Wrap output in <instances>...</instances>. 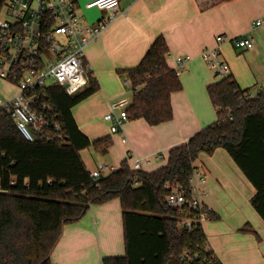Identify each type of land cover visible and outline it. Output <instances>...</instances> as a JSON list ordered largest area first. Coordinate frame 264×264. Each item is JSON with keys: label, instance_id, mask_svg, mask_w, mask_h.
Listing matches in <instances>:
<instances>
[{"label": "trees", "instance_id": "trees-1", "mask_svg": "<svg viewBox=\"0 0 264 264\" xmlns=\"http://www.w3.org/2000/svg\"><path fill=\"white\" fill-rule=\"evenodd\" d=\"M6 1L0 0V12ZM168 56L166 38L160 34L141 61L125 69L132 87L129 119L156 125L173 118L171 94L182 83ZM97 89L92 76L85 89L71 95L59 85L48 89L67 132L65 142L29 141L0 111V264H54L51 252L63 226L81 219L91 205L115 198L123 209L126 252L104 257L102 263L181 264L182 249L202 247L206 234L178 228L164 184L179 177L188 186L199 154L219 147L255 188L250 201L264 220V92L245 98L250 87L241 88L232 74L219 78L207 86L217 119L170 149L165 165L148 172L123 161L114 172L94 180L80 151L93 146L105 153L112 139L91 140L79 129L71 108ZM213 264L222 263L217 258Z\"/></svg>", "mask_w": 264, "mask_h": 264}, {"label": "crops", "instance_id": "crops-1", "mask_svg": "<svg viewBox=\"0 0 264 264\" xmlns=\"http://www.w3.org/2000/svg\"><path fill=\"white\" fill-rule=\"evenodd\" d=\"M241 2L126 0L122 4L120 1L122 14L86 47L85 62L98 89L71 108L79 129L91 140L107 135L112 139L105 153L93 146L80 151L89 170L101 163L108 164L107 161L117 167L123 161L130 164L132 157L137 156L149 160L143 170L154 171L166 164L170 149L186 143L217 119L207 86L219 78L201 57L205 48L220 45L228 73L237 82V78L242 82L241 70L234 66L237 61L246 65L245 83L264 79L260 78L264 64L258 61V54L264 49V29L251 28L252 19L245 20L241 15ZM257 6L254 19L264 15V0L258 1ZM245 33L253 37L251 49L217 41L219 35L233 38ZM160 34L165 36L169 47V66H174L176 56L191 57L179 75L182 89L171 94L173 118L156 125L143 118L129 119L119 133H111L104 114L109 112L111 101L122 96L119 85L124 78L128 79L125 69L135 67ZM3 82L7 91L2 93L12 95L15 88ZM94 154H102L105 160L98 161L92 169L87 160ZM195 165L207 173L204 200L213 217L205 223L204 231L219 261L264 264V220L253 206L252 209L246 206L247 197L251 199L255 193L253 185L222 147L211 154L201 152ZM125 252L123 209L120 199L115 198L91 205L81 219L65 224L51 260L54 264H103L104 257L125 255Z\"/></svg>", "mask_w": 264, "mask_h": 264}, {"label": "built area", "instance_id": "built-area-1", "mask_svg": "<svg viewBox=\"0 0 264 264\" xmlns=\"http://www.w3.org/2000/svg\"><path fill=\"white\" fill-rule=\"evenodd\" d=\"M119 4L120 0H89L86 8L96 7L102 15L87 24L78 11V0L6 1L2 8L6 16L0 17V79L10 83L15 90L10 96L0 91V111L15 121L27 140L66 141L67 132L60 111L49 99L48 89L59 85L71 95L89 85L91 74L85 62L86 47L122 14ZM250 26L264 29V15L254 19ZM217 41L230 42L238 48L254 47L253 37L248 33L233 38L219 35ZM201 57L215 67L213 70L218 78L229 74L219 44L205 48ZM190 60L188 55L174 57L175 73H183ZM260 92H264V83L256 90L247 91L245 98H255ZM130 103L131 96L127 95L111 101L109 112L104 114L111 133H119L129 120L127 108ZM148 162V159L133 156L128 165L143 170ZM118 168L101 163L90 170V176L98 180ZM206 182L207 173L197 166L188 186L179 177L165 182L166 202L175 211L180 230L204 231L205 223L212 218L213 211L204 200ZM178 260L181 264H213L217 256L206 236L202 247L183 248Z\"/></svg>", "mask_w": 264, "mask_h": 264}, {"label": "rangeland", "instance_id": "rangeland-1", "mask_svg": "<svg viewBox=\"0 0 264 264\" xmlns=\"http://www.w3.org/2000/svg\"><path fill=\"white\" fill-rule=\"evenodd\" d=\"M89 0H78V11L80 12V14L82 15L84 21L87 24H92L93 22H95L101 15L102 12L94 7V8H86V3ZM121 3H125L126 0H120ZM210 1V0H209ZM258 1H262V0H242L240 6H241V15L245 20H251L250 23L254 20V17H256V12H257V4ZM221 3V1H220ZM239 6V8H240ZM6 16L5 10H2L0 12V17L4 18ZM259 51V50H258ZM259 53V52H258ZM258 61L260 64H264V49H261V52L258 54ZM234 66L237 68H239L241 70V74H240V78L242 80V82L237 78L238 82L244 86V87H251L252 90H256L259 86H261L264 83V79L257 81H251V83L247 84L245 83L246 79H247V75H248V71H246L245 67L246 65L243 62H239L237 61L236 63H234ZM215 69V67H213ZM213 73L215 74V70L213 71ZM261 77H264V66L261 68ZM119 88H121V91L123 92L122 95H127V96H131L132 95V89L130 84L128 83V79L124 78L123 82L121 85H119ZM0 91L1 92H5L7 91V87L5 85V83L3 82V80L0 79ZM92 148H90L91 151ZM224 151V150H223ZM92 153H96V152H92ZM84 154V153H83ZM104 157H102V154H94V157L92 156L90 159L87 160V162L89 163L90 168H94L96 167V164L98 161H104ZM107 163L109 165H112V163H110L109 161H107ZM250 197H247V202H246V206L252 209V204L249 201ZM170 264H179L178 262H175L174 260L170 263Z\"/></svg>", "mask_w": 264, "mask_h": 264}]
</instances>
